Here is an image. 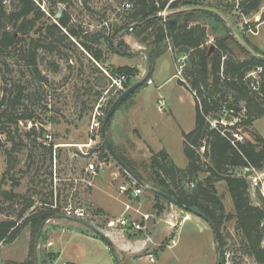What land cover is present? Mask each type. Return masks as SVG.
Listing matches in <instances>:
<instances>
[{
	"label": "rangeland",
	"instance_id": "obj_1",
	"mask_svg": "<svg viewBox=\"0 0 264 264\" xmlns=\"http://www.w3.org/2000/svg\"><path fill=\"white\" fill-rule=\"evenodd\" d=\"M11 1L4 0V3L8 5ZM235 2L240 0H207L205 4L213 5L214 8L211 9L227 21L234 32L231 35L237 43L240 44L241 41L246 46L249 44L258 49L259 53L255 52L256 54H264V21L258 26L255 25L261 16H264V1L259 11L248 17L240 16ZM45 3L47 0H42L40 7L47 11ZM59 7L69 13L72 27L88 33L102 32L107 36L112 35L116 28L126 22L125 13L130 9L128 0H73L71 8L66 9L62 5H58ZM87 7L90 11L86 9ZM188 9L190 8L183 7L180 10ZM171 12L173 11L163 12L160 15L166 16ZM198 21L206 26L208 34L206 46L211 53L214 49L215 37L225 35V30L211 17L199 16ZM123 40L129 51L147 49L146 45L139 44L132 35L125 36ZM165 46H168L165 52L171 51L170 43H166ZM231 47L236 56L242 59L243 53L240 49L233 44ZM101 48L103 56L100 62L92 60L78 46L77 48L71 46L68 40L58 43V50L55 53L38 51L39 75L24 65V61L18 57L19 54L9 51L0 52V190L9 191L13 187V180L7 179L12 174L19 182L13 191L34 200L36 210L41 208L42 200L52 190L53 204L57 203L61 206L60 214L65 207L73 210L82 209L87 220L92 221L99 228H104L109 218L103 212H98V209L92 205L90 191L94 188L93 182L97 181L99 176H107L109 171L119 168L111 158L99 160L98 152L90 153L101 143L100 128L92 129L93 122L102 123L105 110L124 90L123 83L119 86L114 85L113 80L116 76L112 75V70L119 66L140 63L141 66L137 68L141 76L145 60L140 55L131 58L119 56L104 43ZM178 50L171 53L174 56L175 65L181 66L183 70L187 64V58ZM168 64H170L168 54L155 59L151 74L153 86L144 84L131 96L130 101H135L140 107V113L144 115L138 117V121L141 122L140 130L145 139L155 143L156 138H161V144L169 145L174 137L166 131V124L171 113L167 107L161 112L157 110L155 101L159 97L158 94L160 93L162 99H166L171 104L170 109L186 131L193 128L194 111L191 98L187 91L178 87L180 85L177 80L170 79L157 91L156 87L170 77ZM139 77H132L129 85ZM253 77L255 78L256 74ZM15 86H22L20 103L14 98L17 94ZM4 94H6L5 99ZM11 102L17 104L11 106L13 105L10 104ZM23 114L31 118L16 124L15 119ZM146 115L149 119L152 118V123L157 122V128H150V121L146 123ZM142 120H144L143 123ZM32 127H34V133L28 136ZM253 128L264 138V118L255 121ZM8 138L16 144L13 155L16 161L15 168L2 181L7 169L5 150L12 147V141L10 143ZM50 144L52 145L51 164L48 155L45 157L42 155L44 148ZM173 150L172 148V152ZM30 152L35 157L33 166L28 165L27 159ZM180 155L182 157L175 154L178 165L184 162V152L182 151ZM137 168L140 171L143 169L142 166ZM49 170L52 171L50 178L46 173ZM257 171L258 177L255 180L253 176L243 174L242 170L234 172L247 179L250 198L254 205L258 203V195L264 197V169ZM206 176L201 173L199 179L193 182L194 186ZM214 185L223 203L225 214L233 213L225 182L218 181ZM186 186L188 191L194 188L190 185ZM21 202L22 198L11 207V204L3 201L0 196V222L16 220ZM179 210V214L183 216L189 214ZM115 214L117 212L113 215ZM190 215L189 218L193 221L178 225L180 228L177 229L175 239L174 237H170L169 240L166 238L165 242L170 245L169 247L161 248L163 250L147 248L137 258H130L128 261L123 258L119 261L116 258V264H216L218 255L209 224L197 216L190 217ZM17 221V225L22 222V220ZM181 221L179 220L178 223L180 224ZM204 226H207V229L201 231L200 228ZM78 232L91 233L85 227L66 220L48 222L38 241V264H54L58 261L57 254L49 245L51 237L59 243L60 262L71 260V257L76 255L80 258L81 264H112L109 262L108 253L103 251L101 243H98L99 245L82 243L81 239L75 235ZM220 232L223 239L224 264H258L242 248L235 219L223 220ZM35 235L36 229L25 225L19 228L13 241L0 243V264L33 262ZM173 239L176 244H171ZM211 241L212 244H210ZM150 251L154 253V263H150L145 258V254Z\"/></svg>",
	"mask_w": 264,
	"mask_h": 264
},
{
	"label": "trees",
	"instance_id": "obj_2",
	"mask_svg": "<svg viewBox=\"0 0 264 264\" xmlns=\"http://www.w3.org/2000/svg\"><path fill=\"white\" fill-rule=\"evenodd\" d=\"M205 1L207 0H128L130 9L125 13L126 22L116 28L112 35L107 36L102 32L88 33L72 27L67 10L62 9L60 18H55L58 5L69 9L73 6V0H47L45 3L47 11L40 7L42 0H12L8 5L4 3V0H0V52L9 51L19 54L18 57L24 61V65L38 75V51L55 53L58 50L57 44L64 40H68L75 48L78 46L96 62L102 61L103 50L101 47L103 43L119 56L131 58L136 55L123 56L116 52L114 46L120 52H129L125 40L120 39L119 34L131 24L144 22L147 18L154 17L155 19L151 22L136 28L131 35L138 40L139 44L146 45L147 50L151 52L152 66L144 84L151 79L154 60L165 53V49L168 47L165 46L166 43L172 45V53L179 49L178 51L184 53L187 58V64L182 70V76L186 83L179 79L178 83L189 92H195L200 101L198 103L194 98L193 129L188 133H182L183 152L188 160V165L185 169H180L165 151L152 152L148 165L149 180L146 181L110 139V125L114 115L108 126V138L120 159L141 181H145L152 188L173 197L182 205L197 209L215 224L218 230L222 264H224L223 239L220 229L223 220L230 219H235L237 230L241 236L242 248L247 255L251 256L258 264H264V197L258 195V203L254 205L250 198L247 179L235 174L236 170H242L247 166L255 170L264 169V138L253 128L255 121L264 118V60L254 57L241 44L237 43L215 15L207 12H192L188 11L189 9L180 10L183 7L190 9L214 8L209 3L205 4ZM263 1L240 0V2H235V6L240 16L248 17L259 11ZM86 9L89 10L88 7ZM167 11L173 12L166 16L160 15ZM158 15L160 17L156 18ZM199 16L215 19L225 30V35L215 37L214 49L211 53L206 46L208 36L206 26L199 23ZM263 21L264 16H261L255 25L258 26ZM256 26H254V31H256ZM232 44L243 53L242 59L236 56L231 47ZM248 46L250 45L248 44ZM249 48L252 52L259 53L255 47L250 46ZM261 55L264 54L261 53ZM258 67H261V71L256 74V78L248 75L256 71ZM111 73L116 78L125 77L124 89L129 86V80L132 77L140 76L137 67L126 65L116 67ZM16 90L17 94L14 98L20 103L22 86H17ZM10 104L14 106L17 103L11 102ZM223 106L232 108L236 115L242 114L240 121L232 126L224 127L220 123L216 127L210 126L206 118L209 115L218 118L217 114ZM106 111L107 109L104 115ZM29 118L31 116L23 114L15 119V123ZM31 133H34V127L28 132V136H31ZM8 141L11 143L12 140L8 138ZM15 145L12 141V147L5 150L7 169L2 181L15 168L16 159L13 157L16 151ZM202 148L203 151H201ZM44 149L42 155L44 157L48 155L51 164L52 145L50 144ZM95 152L100 154L99 160L111 158L102 142L97 148L90 151L92 154ZM34 158L33 153L30 152L27 159L29 166H33ZM112 161L114 162V160ZM115 165L126 181L131 182V178L116 163ZM46 173L49 178L52 177L51 170ZM201 173L207 176L198 181L193 189L186 190L185 187H188L186 185L197 181ZM7 179L13 180V187L9 191L0 190L1 199L10 203L11 207L17 204L20 198H22V202L16 220L0 222V243L13 241L21 226L30 225L36 229L37 233L41 222L49 216L60 214L61 209L57 203L53 208V191L50 190L47 197L42 200L41 208L36 210L34 200L20 196L13 191V188L19 185L18 180L12 174ZM218 181L225 182L233 207L231 214H225L223 203L217 195L214 184ZM137 186L139 185L137 184ZM153 195L156 200L167 202L160 196ZM153 208L158 214L163 210L159 204H155ZM98 212L101 213L100 210ZM17 220H22L21 224L17 225ZM165 241L166 239L159 245V249L167 245ZM111 250L115 254V250L113 248ZM114 258L116 260V255Z\"/></svg>",
	"mask_w": 264,
	"mask_h": 264
},
{
	"label": "crops",
	"instance_id": "obj_3",
	"mask_svg": "<svg viewBox=\"0 0 264 264\" xmlns=\"http://www.w3.org/2000/svg\"><path fill=\"white\" fill-rule=\"evenodd\" d=\"M168 54L170 58V64H168V69L170 70L167 81L161 83V85L157 86L156 89L159 91L160 87L164 84L172 80H177L178 78L175 75L176 65L174 62V56L171 51L165 52L162 55ZM142 56L141 54H137ZM136 55V56H137ZM161 55V56H162ZM160 56V57H161ZM158 57L157 59H159ZM141 59V57H140ZM155 61V60H154ZM154 65V64H153ZM141 64L138 63L136 65H131V67H140ZM153 70V69H152ZM152 84L147 86H153ZM181 89L187 91L189 97L191 98L193 104L194 111V119H195V100L192 96L191 92H189L183 86H178ZM155 101V106L159 112L164 111V108L167 107L170 111V116L168 117V121L166 124V131L170 133V135L174 136L172 141L167 144H161V138H156L155 143L148 142L142 134L140 130L141 122L138 121V117L141 115L140 107L135 101H130V99L124 104L120 110L114 114L113 120L110 125V139L113 145L124 154L129 163L135 168L137 172L146 180H149V161L151 157V153L165 151L169 158L173 161V163L180 169H185L188 165V160L184 156V162L182 161V165H178L175 159V154L178 157H182L180 154L183 151V138L182 133H188L190 131H186L179 122V119L176 117L175 113L170 109L171 104L166 100L162 99L160 93L158 94ZM163 101V108L159 109L158 101ZM180 105V103H178ZM146 123L148 120L150 121V128H157V122L152 123V118L146 115ZM144 120H142V123ZM255 124V123H254ZM146 126V125H145ZM174 127H176L174 129ZM194 127V125H193ZM169 137V136H168ZM172 148L174 149L172 152ZM181 159V158H180ZM137 166H142L143 169L137 168ZM98 180L93 182V189L90 191V201L92 205H94L98 210L103 212L108 218L117 219L123 215H131L134 216L135 210H140L144 213L150 214L151 216V225L147 234H130L120 232L119 230L109 229V228H98L101 232H103L112 242L115 250V254L111 250V247L108 246L102 239L92 233L86 232H78L75 235L79 237L82 243L86 244H95L99 245L101 243L102 249L104 252H107L109 255V262L112 264H116V260L114 256L118 257L119 261L123 258L124 260H129L130 258H137L139 254L143 253L147 248H152L157 250L159 245L167 238L174 237L177 233V229L180 228L182 224L186 222L193 221L189 218V214L183 216L179 214L180 210L176 206L171 205L170 203L165 202L164 200H156L154 195L144 189L143 194L137 198L136 200H130L126 194H123L119 191V187L124 184H129V181L121 175L119 169L112 170L108 172L107 176H99ZM144 184L148 187L152 186L143 181ZM91 185V184H90ZM155 189V188H154ZM158 190V189H157ZM160 191V190H159ZM155 204H159L163 207L161 213H157V211L153 208ZM179 211V212H178ZM115 212L117 214L113 215ZM190 217H194L190 215ZM179 218V219H178ZM179 220H182L179 224ZM180 225V226H178ZM200 224H198L199 226ZM201 231H205L207 226L201 227ZM49 245L52 246L53 252L57 254L58 261L61 258V251H59V243L54 237H51ZM173 239V240H174ZM81 243V244H82ZM176 244V242H175ZM212 244V241L210 242ZM78 245V244H77ZM168 245V244H167ZM110 252V253H109ZM66 264H81L80 258L76 255L71 257V260L63 261Z\"/></svg>",
	"mask_w": 264,
	"mask_h": 264
},
{
	"label": "water",
	"instance_id": "obj_4",
	"mask_svg": "<svg viewBox=\"0 0 264 264\" xmlns=\"http://www.w3.org/2000/svg\"><path fill=\"white\" fill-rule=\"evenodd\" d=\"M188 11H199V12H207L210 14L215 15L218 19L221 20V22L225 25V27L227 28V30L230 32V34H234L232 28L227 24V21L220 15L218 14L216 11L209 9V8H195V9H189ZM62 13V9L59 7L57 10V13L55 15L56 19H59ZM160 17V15L156 16ZM154 17H150L147 18L144 22H138V23H134L129 25L125 30H123L120 34H119V38L122 39L125 36L131 35V33L138 27L142 26L143 24L149 23L152 20H154ZM240 44L254 57L260 59V60H264V55H259L256 54L254 52H252L248 46H246L244 43H242L240 41ZM115 50L117 53H119L120 55L123 56H132V55H137V54H141L144 57V70L142 75L136 80L134 81L131 85H129L126 89H124L120 95L111 103V105L109 106V108L107 109L101 126H100V140L105 148V150L107 151V153L110 155L111 159L114 160V162L139 186H141L142 188H144L146 191L151 192L155 195L160 196L161 198L165 199L168 203H170L173 206H176L177 208L191 214L194 216H197L198 218L203 219L204 221H206L212 232L214 235V240H215V247H216V251H217V263L216 264H221V251H220V247L218 244V230L215 226V224L204 214H202L201 212H199L197 209L192 208V207H187L182 205L181 203H179L177 200H175L173 197L157 190L151 187H148L144 184L143 181H141L131 170L130 168L120 159V157L118 156V154L115 152L109 138H108V134H107V130H108V126L110 124V120L112 119V116L114 115L115 111L119 108V106L133 93L135 92L138 88H140L141 86L144 85V83L147 80L148 74L151 70V66H152V56H151V52L147 49H140V50H135V51H129V52H120L116 49ZM54 220H66L69 222H73L76 224H79L83 227H85L88 231H90L91 233L95 234L96 236H98L100 239H102L108 246H110L111 248H114L111 240L103 233L101 232L98 228L94 227L92 224L81 220V219H77L71 216H67L64 214H55L52 216L47 217L46 219H44L41 224L38 227L36 236H35V240H34V255H33V264H38V255H37V247H38V241L40 238V235L43 231V228L45 227V225L50 222V221H54ZM118 259V257H117ZM119 260V259H118Z\"/></svg>",
	"mask_w": 264,
	"mask_h": 264
},
{
	"label": "built area",
	"instance_id": "obj_5",
	"mask_svg": "<svg viewBox=\"0 0 264 264\" xmlns=\"http://www.w3.org/2000/svg\"><path fill=\"white\" fill-rule=\"evenodd\" d=\"M260 71H261V67H258L256 69V71H253V72L249 73L248 75L253 77V75L257 74ZM176 77L179 80H181L182 82L186 83L185 80L183 79V76H182L181 66H176ZM125 80L126 79L124 76H120L118 78H115L113 80V83H114V85L119 86ZM147 84L148 85L152 84V81L148 80ZM191 94L197 100V102L200 103L199 98L197 97L196 93L191 92ZM163 105H164L163 101L159 100L158 101L159 109H162ZM217 115H218V118L211 117L212 115L211 116L209 115L206 118L208 120L210 126L216 127L219 123L221 125H223L224 127L225 126H232L233 124H237L240 121V118L242 116V114L236 115L232 108H229L226 106H223ZM29 125H31V124L29 123ZM100 125H101L100 123H98L97 121H94L92 129H94V128L98 129V128H100ZM236 137H238V135H236ZM201 151H203V148L201 149ZM242 171H243V174H248L249 176H253L254 180L257 179V177H258V171L255 170L254 168L250 167V166L243 168ZM190 187H194V185L190 184ZM119 191L123 194H126L130 200H136L137 198H139L143 194L144 188H142L141 186H137V184L132 180L129 184H124V185L120 186ZM55 207L56 206L54 205L53 208H55ZM62 214L67 215V216H71V217H74L77 219L84 220V221L92 224L94 227L98 226L95 223H93L92 221L87 220L85 213L82 209L73 210L70 207H65L62 211ZM134 214H135L134 216L123 215L117 219L109 218L108 221L106 222V227L109 229H115V230H119L120 232L130 233V234H135V235L147 234V232L150 229V225H151L150 214L144 213L140 210H135ZM171 244H175V241L172 240ZM169 246L170 245H166V247H169ZM145 258L150 263L155 262L154 253L151 251L147 252L145 254ZM54 264H65V263L57 261Z\"/></svg>",
	"mask_w": 264,
	"mask_h": 264
}]
</instances>
